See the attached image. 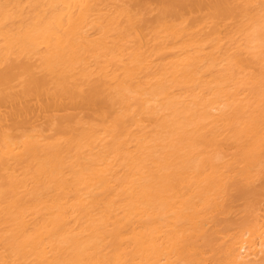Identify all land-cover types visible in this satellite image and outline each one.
Here are the masks:
<instances>
[{"label":"bare ground","instance_id":"obj_1","mask_svg":"<svg viewBox=\"0 0 264 264\" xmlns=\"http://www.w3.org/2000/svg\"><path fill=\"white\" fill-rule=\"evenodd\" d=\"M0 264H264V0H0Z\"/></svg>","mask_w":264,"mask_h":264}]
</instances>
